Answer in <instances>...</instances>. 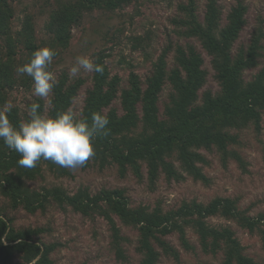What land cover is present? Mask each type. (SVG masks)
Wrapping results in <instances>:
<instances>
[{
	"label": "trees",
	"instance_id": "trees-1",
	"mask_svg": "<svg viewBox=\"0 0 264 264\" xmlns=\"http://www.w3.org/2000/svg\"><path fill=\"white\" fill-rule=\"evenodd\" d=\"M56 1L57 7L52 10L47 29L54 36L56 45L67 47L72 38V27L81 22L86 12L113 11L140 0ZM247 11V5L238 1L223 25V10L218 0L207 1L203 19L200 18L198 0H186L178 5L179 13L174 17L178 34L198 39L211 56L221 87L216 94L210 90L199 94L208 73L203 68L204 57L196 46L191 43L176 45L177 65L169 69L167 58L172 48L169 45L154 63L146 88H143L140 75L130 72L129 86L121 90L123 113L119 114L112 104L120 92L121 77L111 75L106 62L109 55L98 53L94 60L104 71L102 74L93 72V84L87 91L81 116L90 120L92 113L102 112L109 118V132L96 139L95 156L82 168L93 165L104 168L115 164L122 177L131 172L143 181L145 167L152 190L162 176L168 181H183L191 176L208 183L209 177L202 167L207 159L202 149H217L225 163L232 158L246 169L241 153L232 147L239 143V135L232 129L240 130L250 123L260 129L264 111V68L250 80L244 77L246 70L258 66L264 48V29L259 27L249 45L235 50V43L247 22ZM13 17L14 9L9 1L0 0V108L8 103L9 91L16 85L30 86L31 77L18 75L17 64L29 62L32 53L40 48L35 42L32 18L27 16L22 29L15 34ZM23 51L27 52L26 58L18 59ZM167 80L174 91L166 105V117L161 118L158 102ZM83 84L82 78L70 81L68 74L63 72L50 97V109L47 111L45 99L39 97L30 102L28 108L38 103L42 113L55 116L72 106ZM9 118L18 126L28 118V112L22 115L19 107L12 106ZM20 158L0 139V264H14L16 258L20 259L19 264H55L52 254L60 244L42 238L49 229L17 228L6 207L8 204L10 208L21 207L35 213L46 210L52 202L63 209L70 206L83 215L103 216L110 226L112 246L121 260L127 259L124 243L129 238L122 233L119 222L138 229L136 250L142 255V264H162L161 252L181 264V252L167 236L177 233L183 247L195 251L196 245L189 239L188 229L197 235L204 252L223 251V264H264L246 254L231 226L209 222L213 216L234 220L264 239V213L251 215L241 209L234 198L216 197L208 203L193 199L165 209L161 204L133 206L125 189L121 188H103L95 194L83 187L73 194L60 186L36 189L28 181L42 176L44 165L59 177L70 176L71 170L45 160L33 168H25L19 165Z\"/></svg>",
	"mask_w": 264,
	"mask_h": 264
},
{
	"label": "rangeland",
	"instance_id": "rangeland-1",
	"mask_svg": "<svg viewBox=\"0 0 264 264\" xmlns=\"http://www.w3.org/2000/svg\"><path fill=\"white\" fill-rule=\"evenodd\" d=\"M14 9L12 30L16 34L22 29L27 16L32 18L35 31V42L41 47L56 50L52 71L57 80L66 72L70 81L78 78L84 80L72 108L80 115L85 104L87 91L93 84V72L81 69L76 77L70 76V69L75 64L77 56L86 55L93 59L98 53L109 55L106 62L111 75L121 77L120 92L112 104L123 113L121 104V90L129 86L131 71L137 72L146 88L147 78L153 72V66L163 50L172 45L168 53V68L176 66L175 47L178 44L191 43L204 57L203 68L207 70V81L199 91L200 96L206 90L218 93L221 89L216 79V71L212 66L211 56L202 47L198 39H189L178 34L174 17L178 15V5L186 0H140L125 5L119 9L109 11L96 9L84 14L81 22L72 27V38L67 47L56 45L54 36L47 29L52 10L57 7L56 0H8ZM208 0H198L200 18L203 19ZM238 1H243L248 11L246 25L235 43V50L250 44L254 32L264 29V0H218L223 10V25L227 22V15ZM264 45V38H263ZM24 51H26L23 48ZM18 55V59H25L27 52ZM24 64L18 63L17 68ZM264 68V48L261 51L258 66L245 71L244 77L250 80ZM18 74V73H17ZM20 75V74H18ZM174 91L170 81H166L159 98V114L165 118L166 105ZM44 98L47 111L50 109V97ZM37 98L33 94V80L29 87L16 85L9 91L8 103L17 106L22 115L28 112V104ZM141 111V110H140ZM261 128L256 129L250 123L243 129H232L239 135V143L232 146L237 149L246 162V169L234 159L226 163L222 160L217 149H202L207 162L202 164L209 182L195 180L187 176L183 181H168L161 177L154 190L149 188L147 170L144 167L145 179L138 180L131 172L122 177L115 164L100 168L93 165L89 168L71 170L70 176H62L51 172L44 165V173L36 180L28 181L32 188L60 186L73 194L79 188H88L93 194L103 188L125 189L133 206L140 204L154 207L161 204L165 209L180 206L184 201L197 200L208 203L216 197H231L237 200L241 209L253 216L264 213V111ZM201 164V163H200ZM179 166V163H177ZM7 214L14 219L17 228L47 227L48 232L42 238L48 242H57L60 246L52 254L55 264H142V255L136 250L138 229L133 226L119 224L122 233L129 238L124 243L127 259L117 257L112 246L111 230L107 220L98 214L90 216L74 211L70 206L63 209L52 202L44 211L30 213L23 208H10L7 204ZM213 225H229L245 247L247 255L258 261H264V239L257 233H251L241 227L236 221L224 217L209 218ZM188 237L196 245L195 251L187 250L181 244L177 233L167 236L168 241L181 252V264H223V251L216 254L204 252L197 235L188 229ZM162 264H177L170 256L161 252ZM16 258L14 264H19Z\"/></svg>",
	"mask_w": 264,
	"mask_h": 264
},
{
	"label": "clouds",
	"instance_id": "clouds-1",
	"mask_svg": "<svg viewBox=\"0 0 264 264\" xmlns=\"http://www.w3.org/2000/svg\"><path fill=\"white\" fill-rule=\"evenodd\" d=\"M56 50L44 46L32 53L29 62L16 71L33 80V94L41 99L53 92L58 80L52 71ZM81 69L86 72L103 73L104 68L86 55L77 56L70 69V76L76 77ZM40 104L33 103L28 109V118L17 126L9 118L12 105L6 103L0 108V139L5 146L18 153V163L33 168L41 160L75 170L83 167L95 156V141L107 136L109 118L100 111L94 112L89 120L72 107L57 112L55 116L40 111Z\"/></svg>",
	"mask_w": 264,
	"mask_h": 264
}]
</instances>
